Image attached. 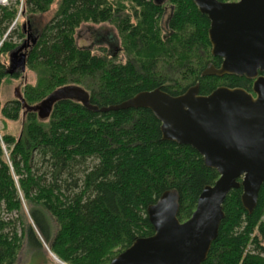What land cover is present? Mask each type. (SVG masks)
I'll use <instances>...</instances> for the list:
<instances>
[{"label": "trees", "instance_id": "16d2710c", "mask_svg": "<svg viewBox=\"0 0 264 264\" xmlns=\"http://www.w3.org/2000/svg\"><path fill=\"white\" fill-rule=\"evenodd\" d=\"M53 4L25 59L35 84L0 104L3 121L23 117L19 135L0 136V264H14L24 243L28 251L44 243L67 264H109L134 239L153 234L146 207L163 191H178L183 222L217 172L195 149L162 139L149 109L92 112L61 99L40 119L28 107L64 86L79 87L91 104L106 107L154 88L171 96L195 84L200 95L218 86L250 92L252 81L201 75L221 59L210 53L209 20L192 0L10 1L0 5V56L24 36L22 27L14 28L22 14L45 13ZM86 22L112 24L122 57L79 47L75 32ZM7 77L17 74H8L0 60V85ZM240 195L241 188L226 195L224 217L202 264H264V181L251 214Z\"/></svg>", "mask_w": 264, "mask_h": 264}, {"label": "water", "instance_id": "95a60500", "mask_svg": "<svg viewBox=\"0 0 264 264\" xmlns=\"http://www.w3.org/2000/svg\"><path fill=\"white\" fill-rule=\"evenodd\" d=\"M192 2L209 20L211 55L221 59L219 67L209 63L201 75L244 77L252 81L250 92L218 86L200 95L195 84L171 96L154 88L119 104L98 107L81 88L64 86L28 107L40 119L61 99L77 101L92 112L149 109L160 122L162 139L190 146L207 168L217 172V180L202 188L194 211L183 222L177 217L178 191H163L146 207L153 234L134 239L109 264H202L224 217L222 204L228 192L241 188L240 202L248 214L257 204L264 181V0ZM25 47L21 44L9 54L8 74L24 71Z\"/></svg>", "mask_w": 264, "mask_h": 264}, {"label": "rangeland", "instance_id": "374dc122", "mask_svg": "<svg viewBox=\"0 0 264 264\" xmlns=\"http://www.w3.org/2000/svg\"><path fill=\"white\" fill-rule=\"evenodd\" d=\"M14 2L15 0H10ZM9 1V2H10ZM55 4L50 7V10L45 13H37L33 16H24L19 20V26L22 27L24 36L20 39H16L18 46L22 41L27 38V35L31 37L37 36L38 32L41 30L42 26L50 19L55 10ZM168 11L162 18V25L164 26L165 19L167 18ZM36 39V38H35ZM76 44L79 47H88L96 54H102L105 50V54H110L112 56L122 57L120 38L117 30L110 23H100L92 24L90 22L82 23L75 32ZM28 40V39H27ZM31 43V41H30ZM28 54V50H27ZM0 60L5 63L6 68L9 69V55L0 56ZM13 73L17 74V78H4L0 85V104L19 96L22 93L23 87L26 84H35L36 74L34 71L25 67L24 71L15 70ZM23 124V117L20 114L15 121H3L0 119V136L2 133H10L14 136L19 135L21 127ZM24 206V205H23ZM25 214L27 211V206L23 207ZM47 246V245H46ZM43 243L44 252L42 255H32V253L22 250L16 259V264H40L45 261L48 264H67L60 261L52 254Z\"/></svg>", "mask_w": 264, "mask_h": 264}, {"label": "flooded vegetation", "instance_id": "af4514ba", "mask_svg": "<svg viewBox=\"0 0 264 264\" xmlns=\"http://www.w3.org/2000/svg\"><path fill=\"white\" fill-rule=\"evenodd\" d=\"M156 1H159V2H164V0H156ZM28 39V40H27ZM30 41H31V43H30ZM34 41H35V37H31L30 38V35H27V38H26V40L24 39L23 41H22V43L21 44H25V48L23 49L24 51H27L28 49H29V47L31 46V45H33L34 44ZM20 44V45H21ZM14 59V58H13ZM8 70V69H7ZM25 244L26 243H24L23 245H22V249L20 250V252L24 249V250H26V252H29V253H32V255H42V252H44V250H42V249H40V248H38L36 251H28V249H27V247L25 246ZM18 258V257H17ZM14 264H16V262L14 263ZM40 264H48V263H46L45 261H43V262H41Z\"/></svg>", "mask_w": 264, "mask_h": 264}, {"label": "built area", "instance_id": "2783aa9c", "mask_svg": "<svg viewBox=\"0 0 264 264\" xmlns=\"http://www.w3.org/2000/svg\"><path fill=\"white\" fill-rule=\"evenodd\" d=\"M10 0H0V5H5L9 2Z\"/></svg>", "mask_w": 264, "mask_h": 264}, {"label": "bare ground", "instance_id": "6f19581e", "mask_svg": "<svg viewBox=\"0 0 264 264\" xmlns=\"http://www.w3.org/2000/svg\"><path fill=\"white\" fill-rule=\"evenodd\" d=\"M15 22V21H14ZM13 23V22H12ZM12 25V24H11ZM11 28V27H10ZM56 257V256H55ZM58 259V258H57Z\"/></svg>", "mask_w": 264, "mask_h": 264}]
</instances>
